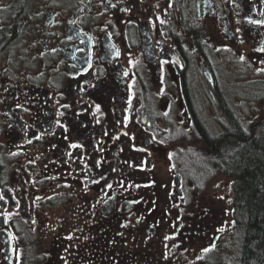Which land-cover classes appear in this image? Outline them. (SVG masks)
<instances>
[{
	"label": "flooded vegetation",
	"instance_id": "flooded-vegetation-1",
	"mask_svg": "<svg viewBox=\"0 0 264 264\" xmlns=\"http://www.w3.org/2000/svg\"><path fill=\"white\" fill-rule=\"evenodd\" d=\"M234 127L264 148V0H0V264H58L77 239L100 264L171 210L211 237L208 178H232L186 155ZM63 205L81 228L40 253Z\"/></svg>",
	"mask_w": 264,
	"mask_h": 264
},
{
	"label": "rangeland",
	"instance_id": "rangeland-1",
	"mask_svg": "<svg viewBox=\"0 0 264 264\" xmlns=\"http://www.w3.org/2000/svg\"><path fill=\"white\" fill-rule=\"evenodd\" d=\"M236 104L235 108L243 112L248 109L243 101H238ZM188 151V155L195 153L193 146ZM208 179L207 191L217 190L216 200H221L227 215L222 226L212 230L211 237H205L201 229L194 230V225L187 223L190 220H186V217L190 213L177 215L171 210L164 214V219L159 215L158 223L148 222L147 224L140 217L132 231H129V235L125 237L123 234L122 237L125 239L120 245V256L106 259L100 264H239L240 240L234 232V224L229 227L230 223L232 224V182L216 173L210 175ZM199 200L201 201L199 198L196 202L194 201L196 205L199 204ZM170 208H174L172 203ZM68 210L67 206L63 205L53 210V213H48L49 224L41 230L39 235L40 253L47 252L53 238L59 235V228L65 223L73 230L81 228L80 214L74 213L75 219L72 220L73 213ZM215 232L216 235H214ZM81 247V240H75L72 246H68L67 253L58 258V264H82V261L76 260Z\"/></svg>",
	"mask_w": 264,
	"mask_h": 264
},
{
	"label": "trees",
	"instance_id": "trees-1",
	"mask_svg": "<svg viewBox=\"0 0 264 264\" xmlns=\"http://www.w3.org/2000/svg\"><path fill=\"white\" fill-rule=\"evenodd\" d=\"M233 130L231 136L224 130L214 155L200 159L195 153L187 154V168L200 173L215 165L232 178L235 234L240 240L238 263L260 264L264 261V148L254 141L244 145L241 131L237 127Z\"/></svg>",
	"mask_w": 264,
	"mask_h": 264
},
{
	"label": "snow or ice",
	"instance_id": "snow-or-ice-1",
	"mask_svg": "<svg viewBox=\"0 0 264 264\" xmlns=\"http://www.w3.org/2000/svg\"><path fill=\"white\" fill-rule=\"evenodd\" d=\"M241 59H243V57H241ZM97 111H99V108L97 107ZM72 147H77V145H72ZM0 199H3V197H0ZM207 251V250H205Z\"/></svg>",
	"mask_w": 264,
	"mask_h": 264
}]
</instances>
